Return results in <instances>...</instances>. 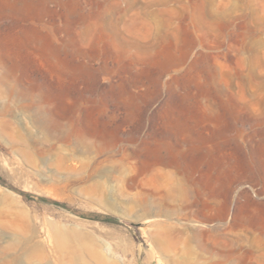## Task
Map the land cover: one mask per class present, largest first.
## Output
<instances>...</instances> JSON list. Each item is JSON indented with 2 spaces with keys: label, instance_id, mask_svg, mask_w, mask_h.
I'll list each match as a JSON object with an SVG mask.
<instances>
[{
  "label": "rangeland",
  "instance_id": "374dc122",
  "mask_svg": "<svg viewBox=\"0 0 264 264\" xmlns=\"http://www.w3.org/2000/svg\"><path fill=\"white\" fill-rule=\"evenodd\" d=\"M0 264H264V0H0Z\"/></svg>",
  "mask_w": 264,
  "mask_h": 264
}]
</instances>
